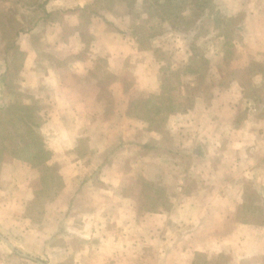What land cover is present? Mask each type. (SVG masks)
I'll list each match as a JSON object with an SVG mask.
<instances>
[{
	"label": "crops",
	"instance_id": "obj_1",
	"mask_svg": "<svg viewBox=\"0 0 264 264\" xmlns=\"http://www.w3.org/2000/svg\"><path fill=\"white\" fill-rule=\"evenodd\" d=\"M216 1L220 25L197 19L210 22L206 45L164 21L142 46L133 25L152 21L142 0L132 10L0 0L1 13L16 7L21 56L11 72L15 49L0 27V105L13 103V86L29 95L63 182L45 195L38 169L0 163V233L11 243L0 237V264H192L196 253L264 264V74L235 75L264 65V0ZM193 41L222 86L192 91L199 76H182L192 85L172 90L182 108L152 128L131 103L158 95L166 68L190 63ZM139 180L170 186L177 201L138 215Z\"/></svg>",
	"mask_w": 264,
	"mask_h": 264
},
{
	"label": "trees",
	"instance_id": "obj_2",
	"mask_svg": "<svg viewBox=\"0 0 264 264\" xmlns=\"http://www.w3.org/2000/svg\"><path fill=\"white\" fill-rule=\"evenodd\" d=\"M135 1L106 0L105 6L109 9L118 6L119 8L121 7V10L125 8L132 10ZM33 2L37 4L38 9L42 6L40 0H33ZM142 4V10L152 20L149 25L141 23L133 25V34L137 35L142 46L150 38L159 34L158 27L164 21H168L178 28L185 29L183 20L194 9L196 12L192 16L202 17V15L213 14L214 25L218 26L222 23L216 0H142ZM195 24L193 25V29L195 28ZM199 28L202 27L198 24L195 29ZM1 32L3 38L7 39L9 44H11V49H15V63L8 66V68L12 69L11 72H14L20 67L19 62L21 60V56L16 52L15 44L19 31L3 26ZM190 45L192 52L190 63L176 70H172L171 67L166 68L162 79V90L158 95H150L145 99L135 100L131 103L129 112L149 123L152 128L161 129L168 117L182 108V102L172 94V90L178 88V86L189 85L186 80L184 81L182 76L198 75V78L202 79L204 87L207 88V93H210L214 87L222 86V82L220 80L217 82L215 75H213L214 72L210 70V61L201 52V49L196 46L195 41L190 42ZM223 45H225L224 42ZM253 74H264V65L253 62L243 71L239 73L235 72V75H241L248 83H250V77ZM217 75L224 76L221 71H217ZM198 87V85L193 87V90ZM10 90H16V93L14 92L15 100L9 105H0V163L8 159H18L38 169L41 173V193L47 195L51 189L62 187L63 182L61 176L56 171L57 169H53L49 165L52 152L46 148L44 138L38 131L42 118L35 105L26 103L29 95L25 92L17 91L14 86ZM174 196L175 191L170 186L160 182L143 180L141 192L136 198L137 214L143 215L145 213L161 212L164 207L172 202ZM251 200L255 202L259 201V194L252 192ZM243 208L246 210L250 209L246 205ZM222 263L220 261H211L209 263L203 253H196L195 259L192 262V264Z\"/></svg>",
	"mask_w": 264,
	"mask_h": 264
},
{
	"label": "rangeland",
	"instance_id": "obj_3",
	"mask_svg": "<svg viewBox=\"0 0 264 264\" xmlns=\"http://www.w3.org/2000/svg\"><path fill=\"white\" fill-rule=\"evenodd\" d=\"M17 10L19 11V9H17ZM194 12H196L195 9L193 11H190L189 14L186 15L187 17H185V19L183 20V23L185 25V29L192 31L191 29H193L194 23H196L195 24V28L199 24L202 28H199L197 30L194 28L193 29V32L194 33H196V32L197 33H200L199 35L203 38V39L201 38V40H200L201 44L202 43H204V44L206 43L207 44V40H205V39H207V34H208L207 32L209 30L208 27L210 26V22H208V21H202L201 23H199L197 19L199 17H201V16H196V15L192 16L194 14ZM202 16H203V18L205 17V15H202ZM16 18H17V16H16V7H12L8 11L5 10L2 13L0 12V27L3 28V26H4L6 28H10V29L16 30L18 28V26H17L18 25V22H17V19ZM171 19H173V18H171ZM173 21H174V19H173ZM180 24H181V22H180ZM167 53H171V50H168ZM173 54L172 55L167 54V56H169V58L172 59V57H174ZM189 81H190V84H193L194 87H196L197 85L198 86H204L203 83H202V79H200V78H196V79L189 80ZM190 87H192V85H190ZM192 91H194V90H192ZM191 99L192 98H190L189 100H187V102L190 103L191 102ZM140 181L142 182V180H139L138 188L140 187L139 185L141 184ZM127 194H128V192L125 191L123 193H120L119 195H120L121 198H123ZM181 200L182 199L179 197L178 198V201H181ZM174 201H177V196L175 197V200ZM174 201L172 203H174ZM167 206H169V205H167ZM143 215H141V216H143ZM47 259L50 260V258H47ZM61 260H58V258L56 257L55 262L54 261L53 262L54 263H59V261H61ZM46 262H47V260H46ZM59 264H62V262H60Z\"/></svg>",
	"mask_w": 264,
	"mask_h": 264
},
{
	"label": "water",
	"instance_id": "obj_4",
	"mask_svg": "<svg viewBox=\"0 0 264 264\" xmlns=\"http://www.w3.org/2000/svg\"><path fill=\"white\" fill-rule=\"evenodd\" d=\"M0 237L5 240L8 244H11L10 241L8 239H6L1 233H0ZM40 263L45 264L44 262H42L41 260H38Z\"/></svg>",
	"mask_w": 264,
	"mask_h": 264
}]
</instances>
